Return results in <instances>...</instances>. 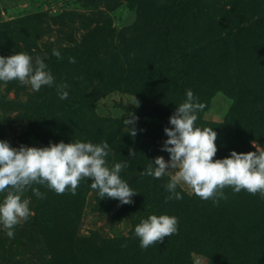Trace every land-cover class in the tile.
<instances>
[{
  "label": "trees",
  "instance_id": "1",
  "mask_svg": "<svg viewBox=\"0 0 264 264\" xmlns=\"http://www.w3.org/2000/svg\"><path fill=\"white\" fill-rule=\"evenodd\" d=\"M128 3L136 4L137 14L136 23L126 29L131 30L130 36H126L128 44L125 35L119 37L125 33L121 29L117 34L119 44H116L115 28L97 25L83 36L82 43L60 48L61 55H55L54 51L44 60L55 82L44 102L34 106L33 116L38 117V124L30 134L28 145L44 146L49 141L70 142L72 139L94 143L108 141L114 150L113 156L106 158L109 166L128 161L120 175L137 192L132 197L131 209L134 211L144 202L155 208L165 204V213L178 217V231L147 249L140 247L134 229L129 237L77 238L66 253L61 254L58 264H190L191 253L188 252L194 250L197 241L204 243L205 239L208 241L204 244L208 248L205 254L213 260L239 264L243 250L230 233L241 241L246 235L245 244L253 249L264 243V198L259 193L244 189L233 192L231 186H226L223 189L226 198L218 203H213L212 198L201 199L195 193L189 197L182 194L180 202L166 199L168 176L156 178L143 173L156 156L168 158L169 154L161 147L167 138L163 129L171 127L169 116L186 98L185 91L189 88L205 105L198 112L196 124L213 127L217 133V152L213 159L228 156L230 150H255L250 143L252 140L264 146V18L252 20L251 14L241 19L240 14L241 20L228 28L211 21L201 0H166L150 14L146 2L128 0ZM243 9L246 8L242 7V12ZM111 46L113 54L101 56L99 51ZM69 57H75V62H70ZM116 68H120L121 74L114 84L134 93L140 101L137 107L113 119L95 116L84 119L64 109L57 85L67 83L86 89L92 86L88 98H94L101 89L106 93L113 83L100 81L98 77L109 69L115 74L113 69ZM95 79L98 82L95 83ZM218 93L231 99L221 120L212 122L199 118L211 108ZM21 106L24 111H31L28 104ZM129 112L138 117L135 136L127 133L124 125V117L127 118ZM89 178L81 179L75 193L68 190L57 193L52 189L51 199L47 200L58 208L75 210ZM177 191L182 193L178 187ZM184 197L187 199L185 208L174 207L181 205ZM242 202L249 205L242 209ZM127 214L132 216L131 212ZM141 219L131 217L132 226ZM182 220L189 221V226L182 228L183 223H179Z\"/></svg>",
  "mask_w": 264,
  "mask_h": 264
},
{
  "label": "rangeland",
  "instance_id": "2",
  "mask_svg": "<svg viewBox=\"0 0 264 264\" xmlns=\"http://www.w3.org/2000/svg\"><path fill=\"white\" fill-rule=\"evenodd\" d=\"M137 1L146 2L150 6L147 11L150 14L152 11H157L166 0ZM201 1L205 3V12L211 15V21L219 22L228 28L235 21H240L251 14L252 20L264 18V0ZM242 7L246 8L243 12ZM136 19V4L131 6L128 0H0V55H10L13 52H26L33 57L40 52L50 54L56 49L82 43L83 36L97 25L114 27L113 38L116 44H119L117 34L121 29L125 33L119 37L123 38L125 35V41L128 44L126 36L131 30L126 31V29L136 23ZM113 49V46L102 48L99 53L106 57L105 54H113ZM45 59L48 58L43 60ZM47 66L49 68L48 64ZM113 70L116 71L115 74L112 71L109 72V69L108 73L98 77L100 81L113 83L108 86L106 93H103L104 89H101L94 98H88L92 86L86 89L81 85L66 83L69 95L62 100L65 103L64 109L72 110L84 119L93 116L113 119L121 116L127 109L137 107L140 104L138 97L123 86L114 84L118 83L115 81L120 77L118 76L121 74L118 72L120 68ZM94 82L98 81L95 79ZM122 85L125 84L122 83ZM51 87L45 85L39 91H33L30 85L21 83L19 80L0 82V139H7L13 146H19L21 141L28 145L30 134L38 124V117L33 116L34 106L44 102L45 97L50 95ZM133 94L139 101L138 105L129 103ZM226 99L224 95L218 93L211 108L205 112L204 116L201 113L199 118L212 122L220 121L231 101ZM21 104H28L31 111H24ZM132 113L129 112V115ZM199 126L202 125L199 124ZM112 150L108 155L110 158L114 153ZM91 180L92 178H89L82 200L73 211L61 209L49 203L47 199H51L52 189L46 184H33L28 187L23 195L30 198L32 215L28 220L15 226L14 238H9L5 234L6 230L0 227V264H58L61 254H65L67 247L77 238H86L90 235L104 239L129 237L134 229L131 217L145 218L149 214L165 213V204L155 208L144 202L138 204L133 211L131 209L133 203H120L116 198L101 197L98 190L90 186ZM33 187L40 188L43 193L47 188L48 190L43 198H38L32 192ZM178 189L186 197L194 194L191 188L183 183L178 185ZM2 196L3 194H0V198ZM186 197L181 205L174 207L184 209ZM242 205L243 209L249 204L242 202ZM128 212H131L132 216L127 214ZM182 221H179L183 223L182 228L189 226V221ZM230 237L243 250L239 264H257L260 261L264 264V243L258 244L253 249L246 246V235L245 238L242 237V241L233 233H230ZM206 243L208 244L207 239L204 243L197 241L194 250L188 252L191 253L190 264H197V261L200 264H224L205 254L208 249L204 246Z\"/></svg>",
  "mask_w": 264,
  "mask_h": 264
},
{
  "label": "clouds",
  "instance_id": "3",
  "mask_svg": "<svg viewBox=\"0 0 264 264\" xmlns=\"http://www.w3.org/2000/svg\"><path fill=\"white\" fill-rule=\"evenodd\" d=\"M55 55H61L58 49ZM32 59L33 56L26 52L0 55V82L19 80L30 85L33 91H39L45 85L53 86L55 77L44 60L37 57L32 63ZM69 61L74 63L75 57H69ZM56 87L59 98L66 99L69 95L67 85ZM185 96L169 116L171 127L163 129L167 138L161 147L169 154L168 159L156 156L143 174L156 178L169 176L165 184L169 193L166 199L183 198L177 191L180 183L189 186L201 199L212 198L213 203L226 198L223 191L226 186H231L233 192L244 189L264 198V146L252 141L255 150H230L228 156L213 159L217 152V133L213 127L196 124L198 112L205 105L190 88L186 89ZM129 103L139 104L134 94ZM137 119L134 112L124 117V125L131 136L136 135L134 125ZM110 151L106 140L94 143L72 139L70 142L49 141L44 146H13L7 139H0V194H3L0 198V227L6 230L5 234L14 238L15 226L32 215L30 198L23 193L33 184H46L57 193L66 190L75 193L81 179L90 177V186L98 190L101 197L132 203L137 192L120 175L128 161L109 166L106 158ZM129 151L130 155L134 154L131 149ZM32 192L38 198L46 195L35 187ZM177 231L178 217L167 213L149 214L134 227L140 247L144 249Z\"/></svg>",
  "mask_w": 264,
  "mask_h": 264
},
{
  "label": "water",
  "instance_id": "4",
  "mask_svg": "<svg viewBox=\"0 0 264 264\" xmlns=\"http://www.w3.org/2000/svg\"><path fill=\"white\" fill-rule=\"evenodd\" d=\"M37 57H39L40 59L49 58V54L44 52L38 53L36 56L33 57L32 63H35Z\"/></svg>",
  "mask_w": 264,
  "mask_h": 264
}]
</instances>
